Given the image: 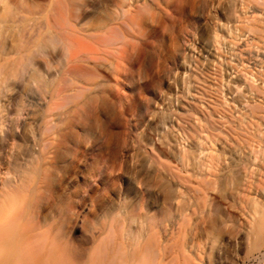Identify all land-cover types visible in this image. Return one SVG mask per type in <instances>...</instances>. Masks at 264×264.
Here are the masks:
<instances>
[{"label":"rangeland","instance_id":"obj_1","mask_svg":"<svg viewBox=\"0 0 264 264\" xmlns=\"http://www.w3.org/2000/svg\"><path fill=\"white\" fill-rule=\"evenodd\" d=\"M0 14V253L6 235L55 228L81 264L101 240L107 264H264V0H0ZM34 27L36 55L12 72ZM14 77L25 84L13 96ZM31 80L47 102L27 98ZM87 82L106 103L79 130L61 167L69 198L56 201L36 185L34 151L46 119L66 127ZM21 168L34 178L18 193Z\"/></svg>","mask_w":264,"mask_h":264},{"label":"bare ground","instance_id":"obj_2","mask_svg":"<svg viewBox=\"0 0 264 264\" xmlns=\"http://www.w3.org/2000/svg\"><path fill=\"white\" fill-rule=\"evenodd\" d=\"M4 4H6V3L3 2V9L6 8V7H4ZM0 18H1V14H0ZM37 38H38V30L34 27L31 30V38H30L31 40H29L26 43H21L19 45V47H17V49H16L15 56L13 58H11V60L9 61V65L11 67V71L12 72L18 70L22 66L24 60L35 57L37 49H38ZM72 54L73 55H71L70 60L73 61V60L76 59V57H75L74 53H72ZM63 55H64V51L61 50V51H59V52H57L55 54V57H63ZM4 77H7L6 72L4 73ZM24 84L25 83H24L23 80L14 77L13 96L23 87ZM87 85L89 86L90 93L83 100H81V101H79V102H77L75 104V108L73 110V113L70 116L65 128H63L61 130H55L56 126H52L51 123H49V121L47 119L45 120V122H44V132H43V137L41 139L40 149L38 151H34V153L37 152L39 157L42 159V165H41V167L39 169V171L41 170L40 171L41 175H40V178L38 179L36 185H37V187L40 190H42L44 192H47V193L54 194L55 195L54 197L56 198V201H58V200L59 201H64L63 199L69 198L68 194H69V190L70 189L67 188L68 186H67V183H66V179H64L62 177L63 174L61 175V167L66 162H68L69 159L71 158L72 148L78 142V137L77 136H78L79 130H83L84 128H86L85 125L87 124V121L90 120L92 117H94V115L96 114V111H97V109L99 108L100 105L106 103L104 98L102 97L101 90L98 88L96 83H93V82H89L88 83L87 82ZM69 86H71L70 83H67L64 86L57 88L54 92H52L50 94L49 100H48V110H49V112H51L52 107H53L54 103L56 102V100L63 94L64 91L67 90V88H69ZM26 91H27L26 95H27L28 99L38 101V102H40L42 104L47 102V100L44 98L43 92H42L41 88L39 87L38 82L36 80H31V81L28 82V86H27ZM13 96L11 95V96H9V98H12ZM5 98H6V95H3L0 99L1 100H5ZM18 121L15 124V126H13L11 128L8 127L3 132L5 134V136L3 138V148H4V150L7 153L13 148L12 147V145H13V132L17 131V128L19 126L18 125L19 124ZM96 134H97V132L94 133V135H96ZM101 134L102 135H100V133L97 134V135H100L99 136V138L101 140L100 147L104 146L105 144H108L110 142L111 137H112V132H111V130L109 128H107L106 131H104ZM8 154H10V153H8ZM32 157H33V155H31V153H26L24 155V157H23V163H27L29 160H31ZM148 157H149L150 160H153L154 159L153 158L154 157L153 153H149ZM32 160H34V159H32ZM11 161L13 162V160H11ZM7 164H9V163H7ZM7 164H4V165H7ZM20 165L23 167L22 164H20ZM7 166H9V165H7ZM28 167L31 168L32 164H31V166L29 165ZM21 169H22V172L21 171H20L21 173L19 172L20 176H19L18 181H15V183L17 182L19 184V185H17V183H16L15 186H17L18 190H19V187L21 189V191H17L18 193H21L22 192V188L26 187L29 179H33L34 178V177L30 178V174L28 175L30 170L27 173L26 170H23L25 168H21ZM18 170H20V169H18ZM85 170H86V165L83 164L82 165V169L80 170V172H78V177L80 179H84L85 178L84 177ZM16 172L17 171L15 170L14 173H16ZM32 172L34 173V171H32ZM14 173H13V175H14ZM17 175H18V173H17ZM3 180H4V178H3ZM7 180L5 179V182H7ZM30 181H29V183L31 184ZM1 183H3V181ZM8 184H10V183H8ZM9 187L11 188L12 186H9ZM10 188L7 187L6 189L10 190ZM27 188H28V186H27ZM24 190H25V188H24ZM12 191L15 192L16 190L13 189ZM12 195L13 194L11 192V197H12ZM14 195H13V199H14L15 196H17V195H15V196ZM17 198H18V196H17ZM55 198H52V199H55ZM13 199H11V200L13 201ZM52 199H51V201H53ZM51 201H48V202H51ZM47 204L48 203H46V206L53 205L51 203L48 204V205ZM42 239H43L42 237H40V236H38L36 234H31L29 236H26L20 243L25 245V246H27V245H31V244L40 242ZM120 241L121 240L118 241L119 243L117 242V245L118 244L120 245L121 243L123 245L124 240L121 241V243H120ZM127 241H126L127 243H125L126 244V248H129V251H130V256L129 257L132 258L133 256H136V254H137V247H135L136 251H135V254H134V250L135 249H134V245H133V240L130 237V238H128ZM113 243H116V241H113ZM112 244L110 246V249L113 248ZM125 244H124V248H125ZM122 245L119 246V247L122 248L123 247ZM76 248L74 250L77 252ZM108 249H109V246H108ZM125 249H123V250L121 249V252L123 254L127 253V251ZM109 252L111 253V251H109ZM78 254L79 253L77 252L76 256ZM113 254L114 253H111L110 255L113 256ZM106 255L107 256H105V257L107 259V257H109L110 255L109 254H106ZM111 260L113 261V257H111L110 260L108 259V261H111ZM104 263L107 264L105 259H104ZM109 264H110V262H109Z\"/></svg>","mask_w":264,"mask_h":264},{"label":"clouds","instance_id":"obj_3","mask_svg":"<svg viewBox=\"0 0 264 264\" xmlns=\"http://www.w3.org/2000/svg\"><path fill=\"white\" fill-rule=\"evenodd\" d=\"M5 200L11 198V193H3ZM19 215L10 221L9 230L20 227ZM75 245L66 237H61L55 228H49L43 233L40 242L23 245L6 235L0 264H81L74 253ZM103 241L97 243L96 249L90 254L83 264H104L101 259Z\"/></svg>","mask_w":264,"mask_h":264}]
</instances>
